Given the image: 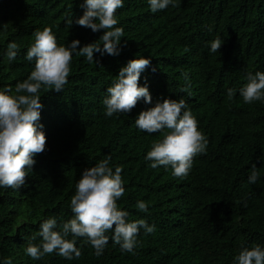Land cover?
<instances>
[{"label": "trees", "instance_id": "1", "mask_svg": "<svg viewBox=\"0 0 264 264\" xmlns=\"http://www.w3.org/2000/svg\"><path fill=\"white\" fill-rule=\"evenodd\" d=\"M81 3L0 0V88L14 90L28 76L34 61L25 60L24 53L33 33L45 26L58 44L98 40L103 29L93 32L74 22L84 11ZM115 15L124 30L119 54L94 52L92 63L73 54L63 90H41L45 149L35 155L24 185L0 188V257H11L13 264H232L241 247L264 246V104H246L238 92L248 71H264V0H178L156 13L147 0H125ZM217 36L222 44L212 53L208 42ZM11 41L20 51L9 62L5 52ZM136 55L151 61L138 83H147L152 102L141 98L129 112L106 117V88ZM185 73L191 97L180 91ZM230 87L237 89L231 100ZM164 98H185L209 141L183 180L173 177L171 168L148 166L144 156L162 133L141 131L134 123L141 110ZM106 156L122 169L125 193L118 205L129 212V220L154 224V232L141 231L133 253L110 238L97 257L84 238H77L78 259L27 256V244L39 243V237L30 238L40 221L68 220L82 170ZM253 164L261 178L249 184ZM141 199L147 213L136 209Z\"/></svg>", "mask_w": 264, "mask_h": 264}, {"label": "clouds", "instance_id": "2", "mask_svg": "<svg viewBox=\"0 0 264 264\" xmlns=\"http://www.w3.org/2000/svg\"><path fill=\"white\" fill-rule=\"evenodd\" d=\"M124 3L125 0H82L80 7L84 11L74 22L93 32L103 29L98 40L90 43L80 45L74 38L66 45L58 44L54 32L47 26L33 33V41L24 53L25 60L34 61L32 70L15 84L14 90L7 86L0 88V188L17 189L24 185L25 177L35 163V155L45 149L46 136L39 122L41 90H63L68 83L73 54L90 63L94 62V52L101 56L119 54L124 30L118 26L115 13ZM177 3L178 0H147L152 13L175 7ZM67 23L71 25L72 18ZM221 44L222 38L215 37L208 42V51L216 53ZM19 51L20 45L8 42L5 52L8 61L15 60ZM150 63L148 57L136 55L119 68L102 101L106 117L129 112L141 98L146 104L152 102L147 83H138L140 74ZM180 91L186 92L188 97L193 95L187 73ZM236 92L235 88H227L228 99L231 100ZM238 92L246 104H264V71H248L246 82ZM134 123L141 131L162 133L160 139L152 142L144 159L150 161L148 166L151 168H171L173 177L185 179L193 167V158L207 151L209 141L199 130L198 121L185 98L157 100L153 106L141 110ZM110 161L111 157L106 156L82 170L70 198L72 216L59 224L55 216L41 220L38 231L30 238L35 241L39 237V243L27 244L24 248L27 256L38 260L55 253L69 261L78 259L81 250L76 246L77 238H84L97 257L103 254L110 238L122 251L133 253L141 231L145 235L154 232V224L144 218L129 220V212L118 205L117 201L125 193L122 169L111 166ZM260 178L261 173L253 164L247 181L256 184ZM135 206L140 212H148V204L142 199L137 200ZM0 264H13V260L0 257ZM232 264H264V246L241 247Z\"/></svg>", "mask_w": 264, "mask_h": 264}]
</instances>
